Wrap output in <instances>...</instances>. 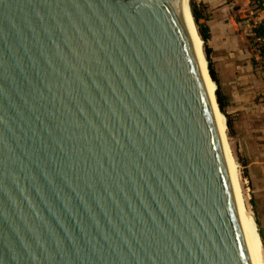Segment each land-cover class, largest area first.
Listing matches in <instances>:
<instances>
[{"label": "water", "instance_id": "95a60500", "mask_svg": "<svg viewBox=\"0 0 264 264\" xmlns=\"http://www.w3.org/2000/svg\"><path fill=\"white\" fill-rule=\"evenodd\" d=\"M182 11L0 0V264H254Z\"/></svg>", "mask_w": 264, "mask_h": 264}, {"label": "crops", "instance_id": "0c3cea01", "mask_svg": "<svg viewBox=\"0 0 264 264\" xmlns=\"http://www.w3.org/2000/svg\"><path fill=\"white\" fill-rule=\"evenodd\" d=\"M198 2L204 7L202 22L209 28L210 59L232 138L243 147L246 169L257 185L255 213L264 240V73L250 39L235 27L250 6L247 0Z\"/></svg>", "mask_w": 264, "mask_h": 264}, {"label": "bare ground", "instance_id": "6f19581e", "mask_svg": "<svg viewBox=\"0 0 264 264\" xmlns=\"http://www.w3.org/2000/svg\"><path fill=\"white\" fill-rule=\"evenodd\" d=\"M187 2L188 0H183V14L185 17L186 24L188 26L189 32L191 34L192 40L194 42L197 55L199 57L201 69L203 72L207 92L209 95V98L211 100V104L213 107V113H214V118L216 122V126L218 128L221 140H222V145L224 149V154L226 158V164L228 168V172L240 205V210H241V216H242V221H243V226H244V232L245 236L248 242L249 250L251 253L252 260L254 264H264V254L263 250L261 247V240L258 235V231L256 228V224L254 220L250 217V214L247 210V207L244 203V200L242 198V195L240 193V187H239V181L237 177V165L233 161L229 150H228V145H227V138H226V126H225V117L222 115V113L218 110L217 105H216V100H215V90H216V85L214 82L211 80L207 68V63L206 59L204 57V53L202 50V40L200 39L196 26L194 24L193 18L190 16L189 9L187 7Z\"/></svg>", "mask_w": 264, "mask_h": 264}, {"label": "rangeland", "instance_id": "374dc122", "mask_svg": "<svg viewBox=\"0 0 264 264\" xmlns=\"http://www.w3.org/2000/svg\"><path fill=\"white\" fill-rule=\"evenodd\" d=\"M191 1L194 2V4L198 5V8L202 13L204 12V7L201 5V2H198V0H188V5H189V2H191ZM252 7H253V5H252ZM202 50L204 53V57L206 59L203 44H202ZM212 66H213V64H212ZM213 69H214V67H213ZM216 89H217V86H216ZM227 120H230V119L229 118L227 119L225 117L227 145H228L229 153H230L233 161L235 162V164L238 167L237 168V177H238V181H239L240 193H241L242 198L244 200V203L247 207V210L250 214V217L253 220L257 221V216L255 213V202L258 200V197H256L257 185L251 178L252 174H250L248 172V169H246V153H245L243 147L242 146L239 147L238 142H236L232 138V130L228 132ZM256 228L258 230V226ZM261 247H262V243H261ZM262 250H263V247H262ZM263 254H264V250H263Z\"/></svg>", "mask_w": 264, "mask_h": 264}, {"label": "built area", "instance_id": "2783aa9c", "mask_svg": "<svg viewBox=\"0 0 264 264\" xmlns=\"http://www.w3.org/2000/svg\"><path fill=\"white\" fill-rule=\"evenodd\" d=\"M248 14L236 22V31L249 38L253 49L258 53V62L264 73V0H247ZM253 5V7H252Z\"/></svg>", "mask_w": 264, "mask_h": 264}, {"label": "trees", "instance_id": "16d2710c", "mask_svg": "<svg viewBox=\"0 0 264 264\" xmlns=\"http://www.w3.org/2000/svg\"><path fill=\"white\" fill-rule=\"evenodd\" d=\"M189 7H190V12L193 18V21L195 23L198 35L200 37V39L202 40L203 46H204V52L206 55V62L207 63V68H208V72H209V76L211 78V80L215 83V85L217 86V89L215 91V96H216V101H217V105L219 107V111L222 113L223 116H225L227 119L229 118L228 115L225 113L224 110V104L222 103V97L219 91V87H218V83H217V79L214 73V69L212 66V62L210 59V48L208 46V41L210 39V32H209V28L207 27V25L205 24V21L202 22V20H204V16L203 13L199 10L198 5L194 4V2H189ZM230 119V118H229ZM231 122L230 120H227V129L228 132L231 131ZM256 227L258 226V223L256 220H254ZM258 231V235L260 237L261 243H262V247L264 250V240L262 238L261 233Z\"/></svg>", "mask_w": 264, "mask_h": 264}]
</instances>
